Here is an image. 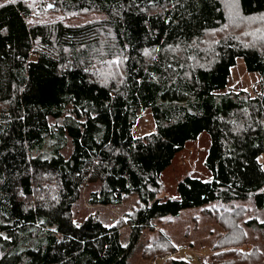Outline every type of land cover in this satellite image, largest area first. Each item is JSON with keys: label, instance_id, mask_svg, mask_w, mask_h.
I'll use <instances>...</instances> for the list:
<instances>
[{"label": "trees", "instance_id": "16d2710c", "mask_svg": "<svg viewBox=\"0 0 264 264\" xmlns=\"http://www.w3.org/2000/svg\"><path fill=\"white\" fill-rule=\"evenodd\" d=\"M36 2L0 0V264H128L158 217L218 199L253 198L264 208V0L236 3L261 25L252 40L221 37L224 0ZM55 11L51 20L41 15ZM95 13L103 18L71 23ZM240 58L260 76L255 96L229 90ZM141 110L151 111L155 131L136 137ZM49 118L63 122L51 126ZM201 136L210 178L187 176L177 198L158 197L162 173ZM89 181L101 183L92 205L138 197L128 245L93 215L68 228ZM51 198L59 205L37 212ZM226 213L235 225L240 213ZM228 252L212 264H236L225 257L237 251Z\"/></svg>", "mask_w": 264, "mask_h": 264}, {"label": "rangeland", "instance_id": "374dc122", "mask_svg": "<svg viewBox=\"0 0 264 264\" xmlns=\"http://www.w3.org/2000/svg\"><path fill=\"white\" fill-rule=\"evenodd\" d=\"M52 4L54 0H28ZM42 1V2H41ZM229 18L228 28L224 35L236 33L243 38L259 36L260 24L255 19L245 18L238 9L237 0H224ZM39 12H42L39 8ZM44 12V11H43ZM43 19L51 20L59 15L52 12L42 13ZM46 17H51L48 19ZM103 18L102 14H88L77 17L72 24H82L97 21ZM217 37V36H216ZM208 39H214L210 35ZM229 90L249 91L252 96L260 92V76L246 70L243 59H238L237 65L232 68L229 81ZM71 106L65 116L72 115ZM63 118L56 120L49 118L51 126L61 125ZM155 131V123L150 110H141L134 126V135L143 137ZM73 146L69 140L63 155L68 158ZM208 149L206 136H201L196 142H190L174 159L172 165L162 173V189L160 198H177V185L187 176H196L209 179L203 162ZM264 169V154L259 157ZM100 181L88 182L81 191L78 201L73 205L72 217L68 221V228L81 224L87 217L93 215L107 227L119 228L121 241L128 245L133 230L130 217L140 208L137 196H128L119 205H92L89 200L91 193L100 190ZM59 199L51 198L46 207L37 212L47 213L59 205ZM33 209L32 205L26 206ZM226 212L240 213L238 221L231 223V216ZM255 221V224L250 223ZM264 222V208L259 209L253 198L223 202L212 201L202 207L190 208L182 211L178 216H162L153 221L149 228L142 231L135 247L128 259V264H168L171 258H181L191 264H212L213 260H223L228 251H237L226 260L234 259L236 264H264V229L259 224ZM227 226H226V225ZM225 253V254H223ZM246 253H253L251 256ZM242 254V255H240ZM222 255V256H221ZM220 256V257H219Z\"/></svg>", "mask_w": 264, "mask_h": 264}]
</instances>
